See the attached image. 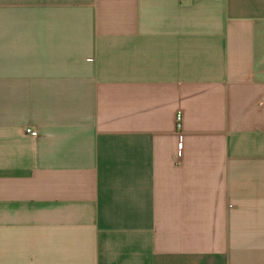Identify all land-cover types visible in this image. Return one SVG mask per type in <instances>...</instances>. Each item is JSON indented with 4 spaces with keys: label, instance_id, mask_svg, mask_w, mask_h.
Segmentation results:
<instances>
[{
    "label": "crops",
    "instance_id": "1",
    "mask_svg": "<svg viewBox=\"0 0 264 264\" xmlns=\"http://www.w3.org/2000/svg\"><path fill=\"white\" fill-rule=\"evenodd\" d=\"M0 264H264V0H0Z\"/></svg>",
    "mask_w": 264,
    "mask_h": 264
},
{
    "label": "built area",
    "instance_id": "2",
    "mask_svg": "<svg viewBox=\"0 0 264 264\" xmlns=\"http://www.w3.org/2000/svg\"><path fill=\"white\" fill-rule=\"evenodd\" d=\"M181 126H182V115H181V113H178L176 115V128L180 130ZM25 130L27 133L34 135V136L38 134V130L35 128L26 127Z\"/></svg>",
    "mask_w": 264,
    "mask_h": 264
}]
</instances>
